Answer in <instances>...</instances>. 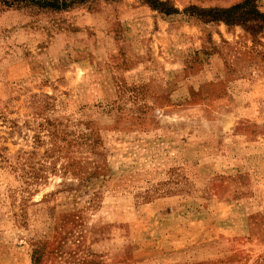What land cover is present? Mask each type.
<instances>
[{"label":"rangeland","instance_id":"1","mask_svg":"<svg viewBox=\"0 0 264 264\" xmlns=\"http://www.w3.org/2000/svg\"><path fill=\"white\" fill-rule=\"evenodd\" d=\"M162 1L0 5V264H264V0Z\"/></svg>","mask_w":264,"mask_h":264},{"label":"trees","instance_id":"2","mask_svg":"<svg viewBox=\"0 0 264 264\" xmlns=\"http://www.w3.org/2000/svg\"><path fill=\"white\" fill-rule=\"evenodd\" d=\"M97 0H0V5L3 7H37L39 9L61 11L73 7L75 5H84ZM154 7L160 8L165 14H175L179 13V9L173 7H166L165 2L162 0H147ZM247 2V1H246ZM245 2V3H246ZM244 3V4H245ZM242 5H235L231 8L219 9V8H209L201 9L203 13L207 15H212L215 19H223L227 23L236 22V19H230L229 16L235 9L240 8ZM190 9H185V12ZM263 16V15H260Z\"/></svg>","mask_w":264,"mask_h":264}]
</instances>
